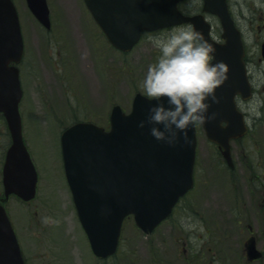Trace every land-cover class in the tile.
<instances>
[{
  "label": "rangeland",
  "instance_id": "1",
  "mask_svg": "<svg viewBox=\"0 0 264 264\" xmlns=\"http://www.w3.org/2000/svg\"><path fill=\"white\" fill-rule=\"evenodd\" d=\"M14 2L25 47L20 65L23 137L39 182L36 199L25 203L11 196L5 207L26 264H245L241 240L247 230H241L247 221L238 224L237 212L239 202L244 204L254 226L250 215L254 210L251 207L248 212V204L257 199L259 190L245 177L251 179L255 172L243 170L238 161L235 171L227 170L201 127L197 128L196 191L151 234L127 218L119 253L105 260L94 256L66 180L60 135L78 121L108 127L115 105L129 112L157 54L151 37L169 29L146 34L132 52L123 54L108 43L84 0H47L51 30L36 20L25 0ZM198 3L192 0L191 7L197 10ZM257 101H264L263 91L248 104L255 144L244 148L263 165L264 103ZM10 144L7 124L0 115V199ZM238 146L232 145L237 157L242 151ZM261 168L256 171L260 176ZM260 188L264 194V187Z\"/></svg>",
  "mask_w": 264,
  "mask_h": 264
},
{
  "label": "water",
  "instance_id": "2",
  "mask_svg": "<svg viewBox=\"0 0 264 264\" xmlns=\"http://www.w3.org/2000/svg\"><path fill=\"white\" fill-rule=\"evenodd\" d=\"M30 12L50 29L47 0H25ZM184 0H85V4L107 40L118 50L129 52L143 31L191 23L214 43L216 58L227 62L228 79L217 89L219 103L210 111L215 119L200 124L209 141L217 144L231 164L230 142L248 129L237 110L235 97L251 95L243 65L240 37L228 13L226 0H203V12L219 18L225 43L213 41L210 25L202 15L184 16L178 4ZM24 42L17 9L12 0H0V113L4 116L12 144L3 165L4 198L16 195L28 202L35 198L38 174L25 146L19 112L23 91L17 65ZM150 107L141 93L126 114L118 105L110 116V129L80 122L61 135L66 179L79 221L99 258L113 255L118 247L123 221L132 215L136 225L151 233L172 213L179 199L194 184L196 125L190 141L171 146L156 140L148 127H139ZM253 247L250 257L257 258ZM0 264H25L7 215L0 204Z\"/></svg>",
  "mask_w": 264,
  "mask_h": 264
},
{
  "label": "clouds",
  "instance_id": "3",
  "mask_svg": "<svg viewBox=\"0 0 264 264\" xmlns=\"http://www.w3.org/2000/svg\"><path fill=\"white\" fill-rule=\"evenodd\" d=\"M151 40L157 54L138 85L150 107L139 127L147 126L151 136L168 145L187 143L190 128L215 119L210 109L219 103L217 89L228 79L229 66L192 24L173 26Z\"/></svg>",
  "mask_w": 264,
  "mask_h": 264
},
{
  "label": "flooded vegetation",
  "instance_id": "4",
  "mask_svg": "<svg viewBox=\"0 0 264 264\" xmlns=\"http://www.w3.org/2000/svg\"><path fill=\"white\" fill-rule=\"evenodd\" d=\"M200 1V0H199ZM192 0H185L180 4L181 11L186 15H195L201 12L202 2L198 3V9H194L191 7ZM192 9H189V8ZM227 7L234 24L235 29L238 31L240 35V39L243 46V64L245 67L248 83L251 87L252 98L250 100H243L241 95H237L235 98L236 105L238 110L244 115L246 123L249 127L247 134L241 139L232 141L233 144L241 145V153L237 154L233 151L231 146V158L232 164L228 166L225 162L222 152L219 147L211 143L210 144L215 148L216 155L221 158L222 164L227 170L235 171L237 161L241 165L243 170H251L254 171V175H251L253 178L245 180L253 183L258 188L259 194L257 195V199L254 201H249L248 207L249 211H251V207L254 211L250 212V215H253L254 226L250 224L249 216L247 213L244 204H240L238 206V224L243 225L242 223L246 220V226L243 225L242 232L247 230L246 233H242L241 246L243 247L244 263L245 264H264V194L260 192V187H264V170L261 171V176L257 174L258 169H262L261 166L264 164H260L256 161V157L254 158L253 154H247L245 152V145L255 144L254 138L252 135V129L250 127V114H248V104L255 99L257 96V92H264V0H227ZM209 23L211 24V36L217 42L222 43L224 40L221 39L222 30L219 26L218 20L213 16L205 15ZM259 94V93H258ZM248 107V108H247ZM243 144V146H242ZM238 146V149L240 148ZM240 151V149L238 150ZM198 149L197 156L195 162L198 165ZM194 170V188L191 191L195 192L197 189V179ZM250 180V181H249ZM196 188V189H195ZM195 189V190H194ZM188 197V196H187ZM182 202V201H181ZM174 209V213L180 207V204ZM242 218V219H241ZM245 227V228H244ZM251 245H254L259 258L257 260L251 261L249 258V248Z\"/></svg>",
  "mask_w": 264,
  "mask_h": 264
}]
</instances>
